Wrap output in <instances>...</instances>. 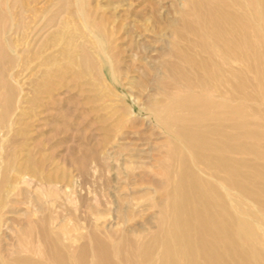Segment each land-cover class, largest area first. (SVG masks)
<instances>
[{
	"label": "rangeland",
	"instance_id": "374dc122",
	"mask_svg": "<svg viewBox=\"0 0 264 264\" xmlns=\"http://www.w3.org/2000/svg\"><path fill=\"white\" fill-rule=\"evenodd\" d=\"M76 1L0 0V252L43 254L41 220L71 243L76 256L67 264H82V245L84 260H93L92 232L154 228L166 135L144 109L161 99L173 42L192 37L182 14L198 23L191 0ZM15 23L23 27L9 35ZM34 25L36 47L24 51ZM97 30L107 39L114 80L77 59L84 42L100 62Z\"/></svg>",
	"mask_w": 264,
	"mask_h": 264
},
{
	"label": "bare ground",
	"instance_id": "6f19581e",
	"mask_svg": "<svg viewBox=\"0 0 264 264\" xmlns=\"http://www.w3.org/2000/svg\"><path fill=\"white\" fill-rule=\"evenodd\" d=\"M190 5L197 25L184 18L189 13L182 17L192 37L173 42L162 64L161 99L144 109L166 135L157 160L164 183L154 228L92 232L93 260H84L89 250L82 245V264H264V0ZM20 27L15 23L9 35ZM37 30L34 25L25 35L24 51L36 47ZM92 34L100 62L84 42L77 59L114 80L107 39L98 30ZM6 41L15 51L13 40ZM53 72H45L48 81ZM39 222L45 252L33 248L18 256L6 250L0 264H67L75 258L63 233Z\"/></svg>",
	"mask_w": 264,
	"mask_h": 264
}]
</instances>
